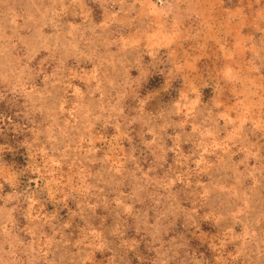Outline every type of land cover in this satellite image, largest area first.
Instances as JSON below:
<instances>
[{
	"label": "rangeland",
	"instance_id": "374dc122",
	"mask_svg": "<svg viewBox=\"0 0 264 264\" xmlns=\"http://www.w3.org/2000/svg\"><path fill=\"white\" fill-rule=\"evenodd\" d=\"M0 264H264V0H0Z\"/></svg>",
	"mask_w": 264,
	"mask_h": 264
}]
</instances>
